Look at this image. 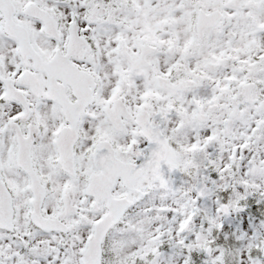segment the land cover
<instances>
[{"label": "snow or ice", "instance_id": "1", "mask_svg": "<svg viewBox=\"0 0 264 264\" xmlns=\"http://www.w3.org/2000/svg\"><path fill=\"white\" fill-rule=\"evenodd\" d=\"M0 264H264V0H0Z\"/></svg>", "mask_w": 264, "mask_h": 264}, {"label": "rangeland", "instance_id": "2", "mask_svg": "<svg viewBox=\"0 0 264 264\" xmlns=\"http://www.w3.org/2000/svg\"><path fill=\"white\" fill-rule=\"evenodd\" d=\"M237 226H239V225H237Z\"/></svg>", "mask_w": 264, "mask_h": 264}]
</instances>
